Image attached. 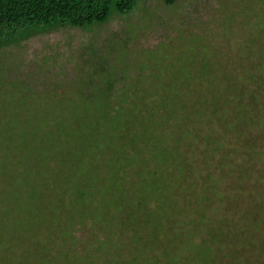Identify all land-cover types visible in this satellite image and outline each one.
<instances>
[{
    "label": "rangeland",
    "instance_id": "374dc122",
    "mask_svg": "<svg viewBox=\"0 0 264 264\" xmlns=\"http://www.w3.org/2000/svg\"><path fill=\"white\" fill-rule=\"evenodd\" d=\"M213 56L226 60L230 73L237 65L240 80L250 64L264 75V0H148L91 30L69 28L1 48L0 264H55L50 249L63 240L58 231L50 241L54 226L83 228L77 238L86 242L84 221L99 229L103 214L116 209L104 160L112 134L101 135L96 125L105 109L86 98L153 96L183 71L198 83L196 64ZM215 73L220 78L221 69ZM140 82L147 86L131 90ZM162 177L148 176L140 188L152 191ZM81 249L89 264L104 254L92 242ZM64 253L57 262L70 264Z\"/></svg>",
    "mask_w": 264,
    "mask_h": 264
},
{
    "label": "trees",
    "instance_id": "16d2710c",
    "mask_svg": "<svg viewBox=\"0 0 264 264\" xmlns=\"http://www.w3.org/2000/svg\"><path fill=\"white\" fill-rule=\"evenodd\" d=\"M147 1L0 0V49L69 28L91 30ZM217 57L196 64L198 83L183 71L153 96L84 100L105 109L96 127L112 134L104 160L116 209L103 214L100 230L84 221L86 242L77 238L83 228L54 226L50 241L60 231L63 244L50 249L52 257L65 251L66 262L89 264L81 247L92 242L104 252L95 264H264V75L250 64L240 80L237 65L230 73ZM160 173L152 191L140 188ZM46 236L39 235L40 251Z\"/></svg>",
    "mask_w": 264,
    "mask_h": 264
},
{
    "label": "flooded vegetation",
    "instance_id": "af4514ba",
    "mask_svg": "<svg viewBox=\"0 0 264 264\" xmlns=\"http://www.w3.org/2000/svg\"><path fill=\"white\" fill-rule=\"evenodd\" d=\"M251 50L253 51V48H251ZM254 52V51H253Z\"/></svg>",
    "mask_w": 264,
    "mask_h": 264
}]
</instances>
